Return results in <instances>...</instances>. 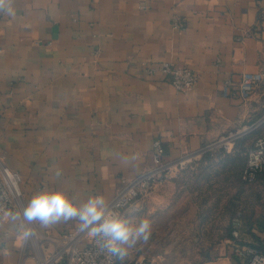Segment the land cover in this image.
I'll return each mask as SVG.
<instances>
[{
  "label": "crops",
  "instance_id": "0c3cea01",
  "mask_svg": "<svg viewBox=\"0 0 264 264\" xmlns=\"http://www.w3.org/2000/svg\"><path fill=\"white\" fill-rule=\"evenodd\" d=\"M3 6L12 11H0V157L20 174L26 205L53 190L76 205L97 196L108 204L123 177L152 166L156 140L169 161L234 128L258 125L233 152L206 157L124 216L132 225L149 220L152 231L146 244L122 245L121 264L137 257L233 264L241 175L264 132V79L249 100L225 97L223 87L245 73L264 74V0H3ZM163 63L192 69L194 89L179 92L163 73L149 71ZM245 218L244 243L261 247L264 216ZM80 226L9 217L0 225V264H35L45 235ZM184 239L195 241L190 254Z\"/></svg>",
  "mask_w": 264,
  "mask_h": 264
},
{
  "label": "built area",
  "instance_id": "2783aa9c",
  "mask_svg": "<svg viewBox=\"0 0 264 264\" xmlns=\"http://www.w3.org/2000/svg\"><path fill=\"white\" fill-rule=\"evenodd\" d=\"M179 21L174 22L175 28H182ZM179 91L187 93L197 84V75L192 69L175 67L163 63L158 69ZM264 79L263 73H245L240 82H226L223 87L225 97L237 96L249 100ZM258 125L237 127L210 144L197 150L183 153L174 160H165V149L161 140H156L153 150V164L133 179L122 178V186L107 205L122 218L125 211L136 202L149 198L155 190L168 182L178 180L181 175L196 167L206 157L216 158L233 152L238 141L257 129ZM264 173V132L255 141L254 147L248 152L247 164L242 172L241 180L245 184H254ZM21 176L11 170L0 157V225L7 222L11 214L22 215L26 207L25 197L21 188ZM22 221V219H20ZM232 240L234 245L233 264H264V242L261 247L244 243L243 235L246 222L240 210L232 219ZM82 225L61 237L51 234L44 236L47 244L43 251L34 257L35 264H121L120 259L101 251L96 237L91 231H82ZM131 264H156L146 257H138Z\"/></svg>",
  "mask_w": 264,
  "mask_h": 264
},
{
  "label": "clouds",
  "instance_id": "9594fccd",
  "mask_svg": "<svg viewBox=\"0 0 264 264\" xmlns=\"http://www.w3.org/2000/svg\"><path fill=\"white\" fill-rule=\"evenodd\" d=\"M0 11L11 13L10 7L3 6L0 0ZM59 175V173H57ZM13 220L22 219L26 224L38 222L47 227L59 222L79 220L82 231H91L101 251L123 260L127 255L126 248L137 243L146 244L151 238V222L141 219L132 225L127 219L116 214L105 203L102 197L90 198L87 202L76 205L62 190L40 191L33 195L22 211L21 216L11 214ZM32 233L26 231L25 237Z\"/></svg>",
  "mask_w": 264,
  "mask_h": 264
},
{
  "label": "rangeland",
  "instance_id": "374dc122",
  "mask_svg": "<svg viewBox=\"0 0 264 264\" xmlns=\"http://www.w3.org/2000/svg\"><path fill=\"white\" fill-rule=\"evenodd\" d=\"M243 184H244L243 185L244 189H243V193L241 192V199H242L241 201L243 203L242 206H244V207H241L240 209H238V211L241 210L243 212L244 218L246 217V215H249L250 212H251V214L255 213L256 215L263 217L264 216V176H260L258 178L257 182L254 184H245V183H243ZM248 208H250V209L248 210ZM188 230H191L189 225H188ZM181 242H182L183 249L186 252V254L188 251L190 254V251H192V249L193 250L196 249V245L194 243L195 242L194 240L184 239ZM189 257H190V255H187V258H189ZM137 258H135V259H137ZM150 260L153 261V259H150ZM174 260H175V257L170 262L173 263V262H175ZM155 263L159 264V262L157 260H155Z\"/></svg>",
  "mask_w": 264,
  "mask_h": 264
},
{
  "label": "trees",
  "instance_id": "16d2710c",
  "mask_svg": "<svg viewBox=\"0 0 264 264\" xmlns=\"http://www.w3.org/2000/svg\"><path fill=\"white\" fill-rule=\"evenodd\" d=\"M245 221H246V218H245Z\"/></svg>",
  "mask_w": 264,
  "mask_h": 264
}]
</instances>
